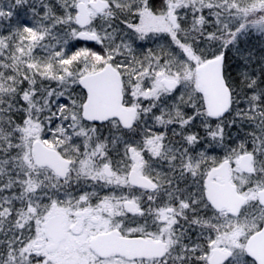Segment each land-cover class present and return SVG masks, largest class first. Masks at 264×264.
I'll return each instance as SVG.
<instances>
[{"label":"snow or ice","instance_id":"6c2138e0","mask_svg":"<svg viewBox=\"0 0 264 264\" xmlns=\"http://www.w3.org/2000/svg\"><path fill=\"white\" fill-rule=\"evenodd\" d=\"M252 36L264 0L0 3V264H264Z\"/></svg>","mask_w":264,"mask_h":264},{"label":"trees","instance_id":"16d2710c","mask_svg":"<svg viewBox=\"0 0 264 264\" xmlns=\"http://www.w3.org/2000/svg\"><path fill=\"white\" fill-rule=\"evenodd\" d=\"M9 0H0V3L7 4ZM18 15L21 14V10H17ZM242 47L249 48L255 53V57L258 59L260 56L264 55V40H261L259 37L252 36L249 39H247L243 44ZM228 56L230 57V71L233 75L236 74L237 68L236 65L238 61L236 60L235 56L232 53H228Z\"/></svg>","mask_w":264,"mask_h":264}]
</instances>
